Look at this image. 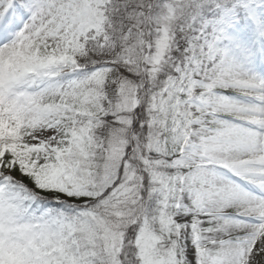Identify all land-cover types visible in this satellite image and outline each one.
Wrapping results in <instances>:
<instances>
[{
	"label": "snow or ice",
	"instance_id": "obj_1",
	"mask_svg": "<svg viewBox=\"0 0 264 264\" xmlns=\"http://www.w3.org/2000/svg\"><path fill=\"white\" fill-rule=\"evenodd\" d=\"M0 264H264V0H0Z\"/></svg>",
	"mask_w": 264,
	"mask_h": 264
}]
</instances>
